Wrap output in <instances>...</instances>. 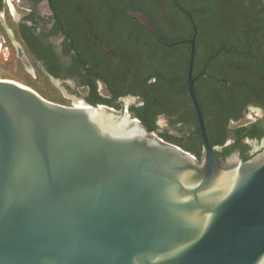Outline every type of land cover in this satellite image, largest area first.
<instances>
[{
  "label": "water",
  "instance_id": "95a60500",
  "mask_svg": "<svg viewBox=\"0 0 264 264\" xmlns=\"http://www.w3.org/2000/svg\"><path fill=\"white\" fill-rule=\"evenodd\" d=\"M188 82L201 160L128 104L64 106L0 79V264H264V148L218 157Z\"/></svg>",
  "mask_w": 264,
  "mask_h": 264
},
{
  "label": "flooded vegetation",
  "instance_id": "af4514ba",
  "mask_svg": "<svg viewBox=\"0 0 264 264\" xmlns=\"http://www.w3.org/2000/svg\"><path fill=\"white\" fill-rule=\"evenodd\" d=\"M124 1L0 0V31L20 61L25 65L23 55L32 72L71 102L63 105L82 106L83 100L119 110L128 104L150 133L201 160L204 141L190 77L212 151L222 159L237 155L243 161L260 152L264 0H216L226 15L221 22L230 23L216 29L197 27L191 13L179 6L193 23L189 30L176 12L164 9L163 0H153L151 9L142 5L121 11ZM137 13L170 45L157 41L132 16ZM202 32L216 40L203 41ZM150 39L161 50L173 48L174 56H162ZM0 41L5 42L2 36Z\"/></svg>",
  "mask_w": 264,
  "mask_h": 264
},
{
  "label": "trees",
  "instance_id": "16d2710c",
  "mask_svg": "<svg viewBox=\"0 0 264 264\" xmlns=\"http://www.w3.org/2000/svg\"><path fill=\"white\" fill-rule=\"evenodd\" d=\"M153 0H147L143 2L142 0H134L133 2H128L127 0L124 1L123 5L125 8L121 9L123 11L124 9H133L137 10L139 6L144 5V8L151 9ZM165 2L164 9L166 11L176 12L180 16V20L182 23H184L186 28L192 29L193 23H191V20L188 16V14L183 13L181 8H185L191 13L193 16L194 22L197 23V27L199 28H205V27H211L216 29L218 26L221 27H228L230 23L228 22H221V19L226 16L223 12L224 7L222 5L221 1L216 0H163ZM177 2V5H176ZM117 9V7H113V10ZM229 15V14H227ZM201 39L203 41H209L212 42L216 40L213 36H207L206 33L202 32ZM151 45H153V48L157 50L158 53H160L164 57H172L174 56V51L172 49L165 48V50H161L163 47H159V43H157L155 40L150 39ZM159 45V46H158ZM156 53V52H155ZM149 131V130H148Z\"/></svg>",
  "mask_w": 264,
  "mask_h": 264
},
{
  "label": "rangeland",
  "instance_id": "374dc122",
  "mask_svg": "<svg viewBox=\"0 0 264 264\" xmlns=\"http://www.w3.org/2000/svg\"><path fill=\"white\" fill-rule=\"evenodd\" d=\"M1 36L5 42L0 41V79L20 83L32 89L47 101L60 105L71 103L64 100L61 94L39 72L29 71L20 61L15 49L0 31ZM74 104L76 103H72V105Z\"/></svg>",
  "mask_w": 264,
  "mask_h": 264
}]
</instances>
